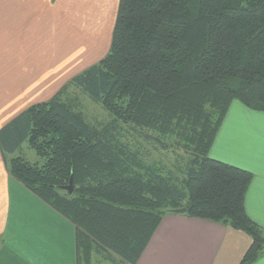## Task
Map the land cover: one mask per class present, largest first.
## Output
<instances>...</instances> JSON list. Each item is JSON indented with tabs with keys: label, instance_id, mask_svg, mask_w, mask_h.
I'll return each mask as SVG.
<instances>
[{
	"label": "trees",
	"instance_id": "16d2710c",
	"mask_svg": "<svg viewBox=\"0 0 264 264\" xmlns=\"http://www.w3.org/2000/svg\"><path fill=\"white\" fill-rule=\"evenodd\" d=\"M80 94L110 119L89 124ZM235 101L264 112V0H118L107 53L2 127L0 150L8 174L75 227L76 264H136L180 208L248 235L239 264H252L264 254L245 211L252 174L208 155ZM128 135L162 149L174 139L182 162H149ZM24 142L41 164L10 157Z\"/></svg>",
	"mask_w": 264,
	"mask_h": 264
},
{
	"label": "crops",
	"instance_id": "0c3cea01",
	"mask_svg": "<svg viewBox=\"0 0 264 264\" xmlns=\"http://www.w3.org/2000/svg\"><path fill=\"white\" fill-rule=\"evenodd\" d=\"M117 6L118 0H0V129L52 99L93 65L88 58L107 53ZM262 113L233 102L208 155L252 174L245 211L264 230V131L253 123ZM250 243L241 231L171 213L136 264H239ZM0 264H76L75 227L8 174L1 150ZM252 264H264V254Z\"/></svg>",
	"mask_w": 264,
	"mask_h": 264
},
{
	"label": "rangeland",
	"instance_id": "374dc122",
	"mask_svg": "<svg viewBox=\"0 0 264 264\" xmlns=\"http://www.w3.org/2000/svg\"><path fill=\"white\" fill-rule=\"evenodd\" d=\"M68 53L71 54V52H65V55ZM102 53H100L99 55H96L95 57L89 56L90 58H88V59L90 60V62L86 63V65H89L90 63L94 64V63L98 62L99 59L102 58V56H101ZM62 56H63V53L60 52L59 53V65H61L63 62ZM85 58L86 57L82 56V55H79V57H78L80 63H82V61ZM79 101H80L79 109H80L81 113L83 114L85 120L89 124L98 126L100 123H105L110 119L108 114L102 109V107L100 105L91 102L87 97L80 94ZM234 103H236V105L241 106V104L236 102V101ZM262 114H264V113H262ZM253 123L256 124L258 128L263 129V131H264V119H261L260 121L256 120ZM126 140L131 141L132 143L139 141L141 146L143 147V149L146 152H148V154H149V156L147 158V161H149V162L158 161V162H161L162 164H164L165 166H167L168 168H174L173 166H178L182 162L183 151L180 149L176 150L172 146H169V143L170 142L173 143L172 141H174V139H172V140L163 139L162 140L164 143L167 144L166 149L159 148L158 146L156 147L154 144H149V143L143 142L142 140H137L134 135L133 136L128 135ZM10 157H23L26 161H28L31 164H35V163L41 164V160L36 156L35 152L28 147L26 142H24L21 145V148L19 151L15 152L14 155H10ZM92 264H117V262L104 261V260L100 259L99 257L94 256L92 258Z\"/></svg>",
	"mask_w": 264,
	"mask_h": 264
},
{
	"label": "water",
	"instance_id": "95a60500",
	"mask_svg": "<svg viewBox=\"0 0 264 264\" xmlns=\"http://www.w3.org/2000/svg\"><path fill=\"white\" fill-rule=\"evenodd\" d=\"M64 189L67 190L69 194L72 193V182H71V180L69 181L68 186H66ZM185 211H186L185 208H180V209H174L172 212L175 214H183V213H185Z\"/></svg>",
	"mask_w": 264,
	"mask_h": 264
}]
</instances>
